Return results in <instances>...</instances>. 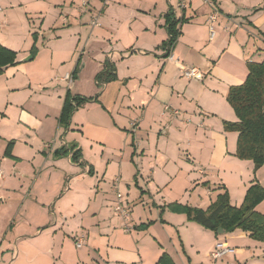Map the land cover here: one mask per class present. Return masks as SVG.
<instances>
[{
    "label": "crops",
    "instance_id": "obj_1",
    "mask_svg": "<svg viewBox=\"0 0 264 264\" xmlns=\"http://www.w3.org/2000/svg\"><path fill=\"white\" fill-rule=\"evenodd\" d=\"M209 2L212 7L205 0H0V45L15 52L17 62L0 75L1 190L32 207L25 213L39 215L38 226L61 223L55 234L82 238V257L69 264H157L163 254L173 264H264V244L246 233L214 234L170 209L205 210L224 190L239 207L249 186L264 188L261 168L254 172L251 161L235 157L237 133L223 128L236 121L226 101L229 88L244 82L248 63L264 58V0ZM168 11L179 36L166 57L161 44ZM95 16L92 29L101 39L90 54L93 36L84 39L83 27ZM103 55L114 64L116 80L98 87L84 73L90 63L101 72ZM183 67L197 68L202 78L185 79ZM67 92L94 100L77 108L65 127L58 118ZM8 142L12 158L4 156ZM93 146L98 154H91ZM71 147L81 165L62 154ZM124 173L133 194L124 200L129 221L139 228L121 236L130 241L129 251L108 213L113 192L90 200L70 188L86 175L103 185L119 178V184ZM14 183L18 190L7 188ZM255 209L264 214V200ZM216 243L233 253L213 260Z\"/></svg>",
    "mask_w": 264,
    "mask_h": 264
},
{
    "label": "trees",
    "instance_id": "obj_2",
    "mask_svg": "<svg viewBox=\"0 0 264 264\" xmlns=\"http://www.w3.org/2000/svg\"><path fill=\"white\" fill-rule=\"evenodd\" d=\"M164 19L167 39L161 44V48L166 50V57H168L179 36V30L178 22L172 11H168ZM35 53L36 48L33 46L30 54L34 56ZM16 63L15 52L0 45V75L5 68L14 66ZM103 65V70L95 78L98 87L116 80L114 64L106 60ZM247 69L248 74L244 82L238 86L230 87L227 92L226 101L233 110L236 121L224 122L223 128L225 131L237 133L235 157L251 161L255 172L264 163V58L261 62L248 63ZM73 76L74 73L71 75L72 79ZM93 100L94 98L73 96L67 92L58 118L59 125L68 127L72 113L81 104ZM12 145L13 142L7 143L4 150L5 157L12 158ZM70 153H72L70 161L76 163L78 155L74 147L62 152L65 156ZM263 200L264 188L253 183L248 187L239 207L230 204L229 196L224 190L205 210L178 205H171L170 209L172 212L185 214L188 221L194 222L214 234H217L218 230L224 233L239 230L246 233L251 240L264 244V214L255 209ZM157 264H173V262L163 254Z\"/></svg>",
    "mask_w": 264,
    "mask_h": 264
},
{
    "label": "rangeland",
    "instance_id": "obj_3",
    "mask_svg": "<svg viewBox=\"0 0 264 264\" xmlns=\"http://www.w3.org/2000/svg\"><path fill=\"white\" fill-rule=\"evenodd\" d=\"M97 18L96 16L92 19ZM91 19V21H92ZM94 26L91 25V22L83 27V35L84 39H88L89 37L93 36L92 39L87 44L86 50L90 54H94V46L97 47L100 42V37L97 36L95 30H93ZM82 35V33H81ZM81 57V56H80ZM99 56L100 59H102V64L105 63L107 59V56L103 55ZM79 58V55H78ZM82 58L84 59V55H82ZM97 59V58H96ZM122 58L120 57L119 60ZM83 63V62H82ZM81 63V64H82ZM112 63V62H111ZM86 77L88 78V82L90 83L92 79V83L96 86L95 78L98 75V72L95 73V65L93 63H90V65L86 68V71L84 73ZM94 74V75H93ZM93 77L91 78V76ZM71 79H69L68 83H70ZM67 83V84H68ZM86 84L88 86V83L86 81ZM85 104L80 105V109L83 108ZM81 112V111H79ZM113 145L112 142L107 143V146ZM99 146V145H98ZM87 153V150H86ZM89 153V152H88ZM98 154V148L96 146L92 147L91 154ZM94 161L97 163L98 157L92 156ZM261 171L264 174V163L261 165ZM259 168V169H260ZM258 169V170H259ZM257 171V170H256ZM255 171V172H256ZM262 174V173H261ZM123 179L118 184V181L115 182L113 180V185L110 182V185H107L109 182L106 181V184H99L98 181L100 178L96 177H90L86 175L82 180L79 181L77 187H70L71 189H81L80 191H83V194L88 197V199L93 200L96 193L100 194L105 192V189L107 191L113 192L114 197L116 193H119L122 198L125 200L126 193L131 194L130 192H127V188L125 186L126 184H131L129 174H123ZM17 178V177H16ZM119 180V178H116ZM131 186V185H130ZM4 187L0 182V190ZM111 188V189H108ZM7 188H17V186L14 184L8 186ZM75 189V190H76ZM102 190V191H101ZM131 190L133 188L131 187ZM23 193V192H22ZM72 191L68 193V195L64 198H68L72 196ZM23 195H27V192H24ZM133 195V194H131ZM116 199V197H115ZM21 198L17 193H13L12 190H1L0 191V264H69L78 262V258L82 257V251L75 248L74 239H63L61 235L55 234L57 230L60 228V224H57V226H38L39 223H41L42 220H39V215H33L32 217L28 218L25 211L32 213L34 210H31L32 207L24 208L20 205ZM115 203V202H114ZM22 208H19V207ZM114 206V205H113ZM108 209V213L112 218H115V233L124 240L125 244V250H130V241L123 239L121 236L127 237L130 236V234L133 233V231H138L139 229L133 228V225L131 224V219L129 221L128 216L127 221H123L120 219L113 210ZM133 207V206H132ZM131 207V208H132ZM140 205H138V208ZM135 209V208H134ZM143 214H146V207H141ZM47 212L50 211V209H46ZM27 212V213H28ZM136 214V210H134ZM115 214V215H114ZM76 224L74 223V226ZM40 227L37 234H33L34 231H36V228ZM124 226H127L129 228L128 232H124L123 228ZM132 227V229H131ZM135 227V226H134ZM81 237V236H78ZM228 243H232L234 245L237 244V241L231 240V242L228 241ZM124 248V246H121ZM97 254V253H96ZM100 256L103 257L104 253L102 250L99 252ZM172 261V259H170ZM81 261V260H80ZM202 261H204V257L202 256ZM173 262V261H172ZM212 264V262H210ZM214 263V262H213Z\"/></svg>",
    "mask_w": 264,
    "mask_h": 264
},
{
    "label": "built area",
    "instance_id": "obj_4",
    "mask_svg": "<svg viewBox=\"0 0 264 264\" xmlns=\"http://www.w3.org/2000/svg\"><path fill=\"white\" fill-rule=\"evenodd\" d=\"M205 3L208 4L210 7H212V4L209 2V0H205ZM180 9H183L184 6L182 4L179 5ZM2 12V8L0 6V14ZM216 20V15L213 13L210 17H209V21L211 23H213ZM91 25L92 26H97L98 22H97V18L92 19L91 21ZM209 33H210V38H212V36L214 35V30L212 29V27H209ZM182 76L187 79V80H200L202 78V73L194 67H183L181 70ZM66 80L72 79L71 75L70 76H65ZM169 108L167 106L164 107V110H168ZM174 114H177V111L173 112ZM133 126L135 125V123L132 124ZM52 145L51 144H47L46 148H50ZM71 154L70 153L68 155L69 160H71ZM81 160L78 159L76 161V164H80ZM115 182H117L118 180L115 179ZM116 200L113 206V210L114 213L119 216L123 221H127L128 216L130 214V208L129 206L124 202V199L122 198V196L119 193H116L115 195ZM124 232H128L129 228L127 226H124L123 228ZM75 247L78 249L82 246V238H78L77 240L74 241ZM233 253V250L230 248L225 247L222 243H216L214 246V250L211 252V258L213 260H218L221 259L223 256L227 255V254H231Z\"/></svg>",
    "mask_w": 264,
    "mask_h": 264
},
{
    "label": "water",
    "instance_id": "obj_5",
    "mask_svg": "<svg viewBox=\"0 0 264 264\" xmlns=\"http://www.w3.org/2000/svg\"><path fill=\"white\" fill-rule=\"evenodd\" d=\"M28 59H31V57L30 58H28ZM224 232L223 231H221V230H218L217 231V234H223Z\"/></svg>",
    "mask_w": 264,
    "mask_h": 264
}]
</instances>
